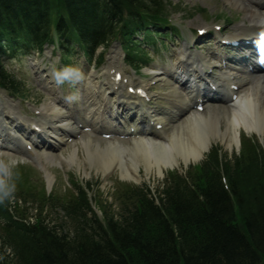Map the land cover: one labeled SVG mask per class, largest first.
I'll return each instance as SVG.
<instances>
[{"label":"trees","instance_id":"obj_1","mask_svg":"<svg viewBox=\"0 0 264 264\" xmlns=\"http://www.w3.org/2000/svg\"><path fill=\"white\" fill-rule=\"evenodd\" d=\"M162 1L0 0V39L20 31L16 26L26 27L23 36L29 38L41 14L48 22L52 13L58 15L63 33L66 27L80 28L100 5L113 15L126 12L133 17L126 22V34L131 23L139 25L135 9L162 14ZM112 30L108 26V33ZM100 36L108 41L107 33ZM85 42L90 45V39ZM0 85L19 89L1 71ZM219 165L214 153L197 168L191 183L176 178L159 194V205L132 192L119 212L103 209L104 221L91 212L82 193L65 212L75 220L73 226L50 227L43 220L22 243L14 237L5 242L15 248L17 264H262L264 157L243 154L234 163L225 161L230 191L223 186Z\"/></svg>","mask_w":264,"mask_h":264},{"label":"bare ground","instance_id":"obj_2","mask_svg":"<svg viewBox=\"0 0 264 264\" xmlns=\"http://www.w3.org/2000/svg\"><path fill=\"white\" fill-rule=\"evenodd\" d=\"M231 2L235 5L236 8L239 10H247V7L242 5L241 2L237 0H226ZM260 2V1H258ZM248 12V11H246ZM7 13V12H6ZM13 15H17L12 13ZM251 17L258 16V13L256 11H251ZM89 17V18H88ZM88 23H92L95 25V23L99 22L97 18H93V16L88 15L85 17ZM97 20V21H96ZM100 21H104L103 19H100ZM252 22V21H251ZM1 25V23H0ZM252 29L251 26H244L239 27V35L240 36H246ZM117 49L115 48L114 51ZM115 59L120 60L119 53H115L114 55ZM181 58L184 59V63H189L191 61H194L195 63H190L189 66H192L193 64L200 63L201 65H207L204 58H202L199 55H191V53H187L184 51L183 56ZM182 66L183 64L180 63ZM170 71H175V74L180 75V73H183L185 76V72L183 68H177V66H173ZM240 75H237V79L242 81ZM183 77V75H181ZM223 78L225 81L228 79L227 83L229 85H232L231 82V74H228L227 76L224 75ZM257 80H250L248 84H252V89L250 93H247V90H244V94L239 93V100L243 103L244 101H250L252 103H259L258 95L264 94V89L259 90L257 93L256 84ZM259 83L261 86L264 87V76H262L259 80ZM244 85V82L241 83ZM246 84V83H245ZM247 85V84H246ZM122 88V86H120ZM122 92V89L119 91ZM101 95H104V91L100 92ZM119 100L113 101L110 100L111 107L116 110L118 106ZM235 105L232 106V110L230 112L229 120H228V126L224 133H221L219 130V120L216 115H209L206 116L204 114L203 116H197L192 115L188 118L187 121L181 124L180 128L172 133L170 136L162 137H151L148 140H135L132 147H122L121 145L117 144L114 145L113 143H110L107 145L104 149L97 148L96 152H93L91 150V140L89 142L85 143V146L87 148V157L90 160V163L93 164V161H96L100 159L101 157L106 158L107 160V168L106 170H110L115 162H117L118 166L123 168V172L125 175L124 177L132 178L134 173L139 172L140 165L143 164L145 169L150 172L153 169H157L158 173L161 175V173L165 172L168 168H174L176 166H179L181 164V161H184V164L192 163L193 161H198L202 156L205 155V153L210 149V146L212 145V142L215 140H226L227 138L230 139L228 146L232 147L235 142L238 141V133L236 132L242 125H245L247 127L248 131H254L260 136H263L264 130V118L262 116H257V111L250 110V111H242L239 107V101L237 100ZM255 114L253 115V113ZM61 112L58 110L57 115H54V118H59V115ZM263 118V120H261ZM140 120H144L142 117H139ZM161 122L165 124L164 132L170 131L169 128V122L161 118ZM212 122V123H211ZM71 121L67 122V127L70 128L72 131H77V127L74 125H71ZM259 126V128H255ZM207 130V131H204ZM222 130V129H221ZM142 137H148V136H142ZM165 138L168 139V141L165 140ZM123 152V153H122ZM75 153L70 155L66 161L68 164H75L77 162ZM124 158H128L127 160H124ZM41 161H43L44 157H39ZM47 160V158H44ZM141 159V160H140ZM142 162V163H141ZM79 167V165H77ZM102 169V168H99ZM103 170V169H102ZM136 178V177H135ZM133 178V179H135Z\"/></svg>","mask_w":264,"mask_h":264},{"label":"rangeland","instance_id":"obj_3","mask_svg":"<svg viewBox=\"0 0 264 264\" xmlns=\"http://www.w3.org/2000/svg\"><path fill=\"white\" fill-rule=\"evenodd\" d=\"M242 3V5L247 6L249 9H253L251 6H255L254 3H251V0H237ZM231 2L226 1V0H166L164 1L165 9L168 14H170L171 19L173 21V25H182L185 29L189 30L190 28L193 29H199L203 27H210L213 24H221L223 27V32L225 35L229 34H235L237 32V28L241 26L242 24L246 23L247 25L249 24L248 22L250 21V17L247 15L246 10L242 11L239 10L238 8L235 7V5L230 4ZM167 5V7H166ZM251 5V6H250ZM43 29V28H42ZM183 41V40H182ZM181 44V41L178 39L174 43H169L170 45V53H173L175 51V46H172V44ZM167 44V45H168ZM176 48H179V46H176ZM199 50V49H198ZM222 55L225 56L226 54L222 52ZM166 55L161 53L160 57V62L162 61H167ZM218 62V61H217ZM76 93V96H78V93ZM31 94H35L31 92ZM35 102H37V98H35ZM210 111L211 115H216L217 117L220 115H224L225 119H222L221 121L219 120V124L221 126H224L226 124V115L227 113L230 114L229 107L226 105H214L211 106V108L208 110ZM223 129V128H222ZM99 140V139H98ZM220 140V139H219ZM219 140H216L209 152H207L204 156L200 158L199 161L195 162L196 164L199 162L201 163L204 160H207L210 155H212V150L215 148L221 149V154L223 156H234L235 154H238L240 151V144H234L232 147L228 146V142H217ZM99 143V142H98ZM100 144V143H99ZM104 145V143L102 142ZM102 144H100L102 146ZM75 149L78 150V153L82 159L84 157H87L85 155L86 150L85 148L81 147L79 143H75L73 146L69 147L66 151L62 153H57L53 155L57 160L60 159L61 154L64 156H67L68 151L71 153ZM78 155V156H79ZM12 159H15V157H11ZM82 159L79 158L80 166L78 167L77 165H70L68 166L66 163L62 164V171L60 169H55L50 165V163H47V166L50 167L48 170L50 173L53 174L54 178L57 177V175H62L64 177L68 176L67 171L71 170V173H75L77 178H79L82 183L87 182V181H92L94 182V185L96 186V189L98 187L103 191L105 197H108L106 193H108L112 188V185L110 181L114 183V181L117 180V173H112L107 177H104L103 175H100V172H97V162L94 161V165H91L88 161L86 163L82 162ZM10 160V159H9ZM26 165H30L29 163H26ZM195 165V164H191ZM52 167V168H51ZM184 165L180 167V171L182 174H184L187 170V168ZM16 171L18 170L15 168ZM33 170H35L32 167ZM13 170V169H11ZM177 170V169H175ZM170 171V170H169ZM12 174L14 175V171H12ZM168 174V171L164 172V177L159 179V177L155 176V174L152 173L153 176L156 178L151 177V180L149 181L148 179L144 177L143 172L141 173L142 180H146L147 183H149L152 191H156V188L158 187L159 183L162 182L163 179L166 178ZM12 175V176H13ZM141 180V181H142ZM60 183L57 186V190H60L59 188L65 187V183L63 182L62 179L59 181ZM98 182L99 184L97 185ZM57 184V182L55 183ZM162 189V188H160ZM56 190V191H57ZM105 191V192H104ZM107 199V200H106ZM101 201V202H100ZM98 201L99 208L100 209H106L109 212L112 213H117L119 212V206L118 204L114 201V199L110 198H103L102 200ZM107 205L108 207L106 208ZM264 264V262L262 263Z\"/></svg>","mask_w":264,"mask_h":264}]
</instances>
